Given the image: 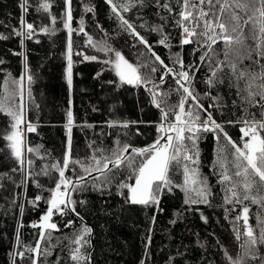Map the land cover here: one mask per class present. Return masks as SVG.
<instances>
[{"label": "snow or ice", "instance_id": "obj_1", "mask_svg": "<svg viewBox=\"0 0 264 264\" xmlns=\"http://www.w3.org/2000/svg\"><path fill=\"white\" fill-rule=\"evenodd\" d=\"M80 2L85 15L96 13V6L91 0L87 3L84 0ZM104 2L109 7L110 18L117 22V28L135 41L131 47L143 46V50L137 53L136 62L126 58L122 50L112 47L107 33L98 22L95 27L104 33L105 38L94 39L86 30L84 15L79 19L74 17V0H62V9L58 13L52 11L55 0H35V5L32 0H19L21 12L17 25L11 26L8 35L0 33V40L19 38V45L24 49L26 41L34 40L40 34L52 36L61 28L65 30V78L70 93L69 107L66 110L65 151L60 160L47 162L50 154L46 150L42 152L41 145L32 147L27 143V134L36 132L37 125L26 119L23 102L25 91L31 97V85L35 80L26 51L13 52V55L23 58V70L18 77H13L10 72L0 68V72H5L0 80V114L9 118V123L0 136L6 141L5 147L10 150V155L16 162V167L11 172H19L22 176L20 183L16 184L22 191L13 195L11 203L15 205L22 196L33 210L41 213L38 221L28 225L38 230L34 246H23L21 230L24 224L22 219L17 221L13 250L9 253L10 264H17L18 260L23 264L25 259L30 264H47V258L61 243L59 238L55 244L52 243L53 232L61 230L54 217L70 214L79 220L80 227L68 238L69 259L73 264H89L88 248L93 228L77 211V206L84 205L87 201L73 198L74 194L85 192L89 188L101 195H111L114 187L116 195L123 197L125 203L151 207L156 212L163 211L160 207L161 198L177 189L183 193L186 211H199V205L211 207L215 193L208 178L200 171L199 145L207 134H211L215 142V159L211 167L223 193L224 218L229 220L231 217L230 223L241 249L235 257L224 249V258L227 264H264V63H261L264 60V0H154L156 14L163 23L152 25L146 21L137 25L126 15L134 9L139 11L144 8L146 0ZM33 7L36 13L42 15L30 22L28 15ZM74 20L76 27L73 26ZM170 20L174 28L179 30L175 37L179 51H172L174 37L171 32L165 31ZM138 28L157 33L159 39L155 44L151 43ZM246 28L251 31L254 47L245 48L246 55L238 56L237 59L240 62L248 59L258 64L259 72L241 69L237 61L228 59L233 45H243ZM74 33L85 37L83 48L74 49ZM220 41L225 46L224 60L218 59L219 51L214 47ZM35 42L40 41L35 39ZM157 45L168 49L170 55L162 58L155 51ZM190 45L193 46L190 55L197 59L186 62L184 48ZM84 49L102 52L104 58L87 54ZM74 56L80 58V63L89 61L105 65L117 78L106 83L117 89L124 85L146 88L150 103L159 112V120L155 122L156 135L151 143L137 147L127 140H121V134L118 133L112 147L90 140L87 143L90 154L83 158L74 156L73 127H95L87 122L75 124L71 100ZM4 63L0 59V65ZM204 64L208 68L202 81L206 85L203 95L209 101L207 106L201 100L195 83ZM225 68L231 71L234 78L228 87L235 89L239 100V103L236 99L232 100L233 107H238L241 112L239 116L232 113L235 119L219 118L225 116L227 105L223 103L224 98L219 92L213 94L214 89L224 84L218 73ZM104 70L102 68L97 72L95 78L99 79ZM168 79L174 81L175 88L163 91L161 86ZM172 93L179 99L176 103L169 104L168 98ZM253 109L258 110V114ZM143 123L146 122L113 119L107 121L106 125L112 129L121 128L125 130L123 135L128 136L127 130L131 125ZM237 126L241 134L238 139L228 131L229 127ZM136 134L142 133L137 129ZM101 135L105 133L102 132ZM36 157L45 162L38 166ZM176 176L182 179H176ZM41 177H48L51 186L46 187L41 183ZM5 180L15 184L11 175L0 173V187H3ZM33 187L37 191L29 199L28 191ZM45 192L48 193L47 196L44 195ZM41 204L44 205L43 208ZM252 205L258 208L255 214L250 211ZM23 211L24 206L21 204L20 217L23 216ZM234 212L237 214L231 216ZM250 215H255V225L249 223ZM200 219L205 224L208 223V217L203 212H200ZM75 223L76 220L68 219L63 226L71 228ZM150 223H156L155 214L150 218ZM170 223L175 224L176 221L172 220ZM148 232L145 258L151 256L148 251L152 242L151 227ZM217 244H220L219 240ZM201 247L204 245L201 244ZM177 255L183 254L178 252ZM55 264H60V258H57ZM140 264H146V259H141ZM166 264L179 262L175 257H169Z\"/></svg>", "mask_w": 264, "mask_h": 264}, {"label": "trees", "instance_id": "obj_2", "mask_svg": "<svg viewBox=\"0 0 264 264\" xmlns=\"http://www.w3.org/2000/svg\"><path fill=\"white\" fill-rule=\"evenodd\" d=\"M85 3L88 0H84ZM163 2V0H162ZM35 5V0H32ZM96 6V13L84 14L83 5L80 0H74V17L79 19L84 15L86 21V30L93 35L94 39L105 38L104 33L96 29L98 22L105 33H107L108 42L113 48L122 50L123 54L131 62H136L138 51L143 50V46L137 45L132 37L117 28V22L110 18L111 13L104 0H91ZM62 9V0H55L52 11L58 13ZM19 0H0V33L8 35L11 32V26L17 25L20 15ZM157 8L154 6V0H146V6L137 11L127 13V17L135 24L139 25L145 21L149 24L163 23L157 16ZM167 15V13H162ZM39 15L34 7L30 9L28 20L31 22ZM138 17H142L138 18ZM47 23V20L44 21ZM73 26L76 27L74 20ZM146 38L153 44L159 39L155 32H149L146 29L138 28ZM167 32H171L174 37L172 51H179L177 40L178 29H175L169 21ZM119 32V34H117ZM39 39V43L35 42ZM66 40L65 30L58 31L55 35L48 36L40 34L32 41H26V47L21 49L19 38L12 37L8 40H0V59L5 63L0 68L10 72L13 77H18L23 70L22 57L13 55V52L26 51L28 63L35 76L31 85V97L25 91L24 106L26 119L37 125L36 132L27 134V143L35 147L41 145L44 150L50 154L47 162L60 160L65 151L66 143V110L69 107V88L65 78L66 72ZM74 49L83 48L85 37L81 34H73ZM193 46H185L184 53L186 62L197 59L190 55ZM218 59L224 60L225 46L222 41L217 46ZM254 47L251 31L246 28L244 31L243 45H233L228 53L229 61H237L239 68H247L249 71H260L258 64L251 60L243 59L240 62L237 57L244 56L245 48ZM87 54H95L104 58V53H97L92 49H84ZM162 58L170 55L169 50L157 45L155 48ZM73 67V86L71 90L72 111L76 125H82L85 122L95 125L94 128H81L74 126L72 129L74 156L83 158L90 154L87 143L95 140L98 144L103 142V146L112 147L113 140L120 133L121 140H127L134 146L142 147L153 141L156 135L155 122L159 120L158 110L150 103V97L145 87L135 88L130 85H124L116 88L114 85L106 83L108 80L117 79L114 72L107 70L105 65L98 62H78L79 57L74 56ZM167 62V60H166ZM264 63V60L261 61ZM105 69L103 75L96 79V73ZM208 71L207 64H204L201 71L197 74L196 90L201 94V100L207 106L209 101L204 97L206 85L202 82ZM5 72H0V80L3 79ZM218 75L224 80V84L213 90V94L219 92L224 98L223 103L227 105L225 116L221 119H235L241 114L238 107H233L232 100L238 98L235 95V89H229L228 84L233 81V76L228 68H225ZM243 87V81H241ZM163 91L169 88H175L173 80L168 79L165 85L161 86ZM179 97L172 93L168 98V103L173 104ZM95 109V111L93 110ZM253 111L258 110L253 109ZM113 119L122 121H145L143 124L131 125L127 130L128 136H124L125 130L121 128H108L106 122ZM9 123L6 115L0 114V134H2ZM137 129L142 134L137 135ZM231 136L238 139L240 137L239 126L229 127ZM105 135H101V133ZM110 133V135H107ZM6 141L0 136V173H8L12 176L15 184L10 180L3 181V187H0V264H10L9 253L13 250L14 237L17 227V221L22 219L24 227L21 230V240L23 246H34L37 239L38 230L32 229L30 225L33 221H38L39 211L33 210L31 205L20 196L16 204L11 203L14 194H18L22 189L17 188L22 176L19 172H11L16 167L15 160L10 155V150L5 147ZM200 171L206 176L215 193L211 200L212 206L199 205V211H186L183 205V193L178 189L174 193L164 195L161 198L160 207L163 211L156 212L154 208L141 205H130L125 203L124 198L116 195V190L111 189V195H101L98 191L89 190L74 194L73 198L77 200H86L84 205H78L77 211L84 217L85 222L95 229L94 250L91 254L90 264H140L141 259H146V264H166L169 257H175L179 264H227L224 258L223 250L235 257L240 252L239 242L235 239L230 219L224 218V208L222 207L223 193L221 186L217 182V176L212 171V163L215 159V142L211 134L201 140L200 145ZM36 163L39 166L44 163L36 157ZM55 175V174H54ZM122 178V177H121ZM176 179H182L176 176ZM41 183L51 186L48 177H41ZM37 190L33 187L28 191L30 199ZM48 195L47 192L44 193ZM23 204V216L20 217V205ZM43 208L44 205L41 204ZM194 208L197 206H193ZM251 213L258 211L256 205H252ZM200 212L208 217V223L205 224L200 219ZM183 213V215H181ZM156 215V223L152 225L150 218ZM237 213H231L235 216ZM68 219L76 220L71 228H65L64 222ZM54 220L60 227L59 232H53V241L59 238L61 243L54 249L53 254L47 258V264H55L57 258H60V264H73L69 259V239L73 236L80 222L73 215L65 217H54ZM175 220L172 224L170 221ZM242 223V222H241ZM249 223L255 225V215H250ZM152 228V242L148 247L151 254L150 258H145L146 237L149 235L148 229ZM92 237V235H91ZM217 240L220 244H217ZM199 241V242H198ZM201 244L204 247H201ZM221 245L223 247H221ZM92 244L88 248L91 249ZM183 255H177V253ZM27 256V253L25 254ZM20 264V261H17ZM23 264H30L28 259ZM258 264V262H255Z\"/></svg>", "mask_w": 264, "mask_h": 264}, {"label": "water", "instance_id": "obj_3", "mask_svg": "<svg viewBox=\"0 0 264 264\" xmlns=\"http://www.w3.org/2000/svg\"><path fill=\"white\" fill-rule=\"evenodd\" d=\"M94 235H95V229L93 228V233H92V237H91V244H92V246H91V249L89 251L90 259H91V254H92V252L94 250ZM89 264H90V261H89Z\"/></svg>", "mask_w": 264, "mask_h": 264}]
</instances>
